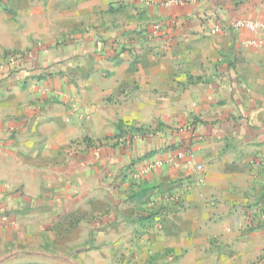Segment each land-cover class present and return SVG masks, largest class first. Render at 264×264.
<instances>
[{
	"label": "crops",
	"instance_id": "obj_1",
	"mask_svg": "<svg viewBox=\"0 0 264 264\" xmlns=\"http://www.w3.org/2000/svg\"><path fill=\"white\" fill-rule=\"evenodd\" d=\"M168 1L47 0L44 14L37 8L30 11L29 22L22 24L30 31L34 55L17 76L0 78L2 233L21 213L37 207L79 202L81 209L89 195L82 188L85 173L79 167H106L115 161L120 171L128 159H148L143 154L153 143L140 138L133 151L132 143L86 144L73 148L74 154L68 150L72 139L115 136L118 121L137 124L147 116H194L192 124L163 144L175 142L177 148L154 146L159 150L152 156H160L163 167L139 182L147 188L165 183L184 206L175 205L167 191L150 196L142 190L144 205L164 201L161 208L122 212L113 204L103 209L107 201L93 194L99 206L96 227L103 233L99 239L108 243L105 246L130 250L121 257L122 264H154L156 258L157 264L257 260L264 248V218L256 221L264 215V32L230 24L239 18L264 21V0ZM154 23L162 29L153 37ZM218 25L222 29L213 32ZM70 35V42L59 43ZM139 36L154 39L152 52L144 46L137 49L140 55L133 65L111 62L129 52L120 49L119 42ZM102 42L108 48L102 49ZM74 70L84 75L79 82L93 91L91 97L84 92L77 97L82 116L50 98L52 90L68 84ZM61 149L67 151L60 155ZM178 152L184 157H175ZM56 163L76 166L79 172H66L67 194L52 199L46 195L52 193L48 187ZM194 164L203 165L199 177L194 176ZM43 190L45 196L39 197ZM142 214L151 218L146 226L128 224ZM122 216L129 221L125 225H120ZM118 231L129 234L112 235Z\"/></svg>",
	"mask_w": 264,
	"mask_h": 264
},
{
	"label": "rangeland",
	"instance_id": "obj_2",
	"mask_svg": "<svg viewBox=\"0 0 264 264\" xmlns=\"http://www.w3.org/2000/svg\"><path fill=\"white\" fill-rule=\"evenodd\" d=\"M47 7V0H0V60L10 54L33 52L31 49L33 41L28 36L30 31L27 29V25L25 27L22 23L29 22L30 11L37 8L38 11L44 14L48 10ZM72 36H69L68 41L64 39L59 43L70 42ZM151 36L154 37L152 33ZM153 40V38L139 36L119 42V48L129 52H123L120 57L111 59V62L133 65L140 55L137 49L144 46L146 50L151 49L152 52L153 47L150 44L154 42ZM100 61L108 60L100 59ZM70 74L68 84L63 89L52 90L50 98L58 100L57 102L60 101L66 111L69 110L75 116H82L78 112L77 97H80L83 92L85 97H91L93 91L89 86L87 87L84 83L79 82L80 76H84L79 71L74 70ZM0 78H5V76ZM108 99L106 98V100ZM147 118V120L139 121L137 124L118 121L119 133L115 136H107L96 140L87 136L72 139L68 145V150L71 152L73 148L86 144H94L99 147L107 144H111V147L120 146L121 142L125 144L132 143L133 147L130 149L133 151L136 149L135 147L140 138L145 139L146 137L154 143L152 145L163 146L175 132L188 127L196 119L194 116H147ZM83 140L85 141L84 144H82ZM134 142L136 146H134ZM61 150L60 155L67 151L65 149ZM73 153L76 154V149L73 150ZM121 155L124 156V152L117 154L114 159L120 160ZM153 156H149L148 159L147 157L128 159L131 161H127L128 164L121 167L120 171L115 167V161L106 167L96 163L88 164L89 167H79L85 173L82 188L86 192L85 195H89V200L82 203L81 209L80 205L78 206L79 202L64 207L55 206L52 209L37 207L35 211L21 213L18 219L13 220L14 223L12 222L8 228L3 229V233L1 232L2 228H0V264H115L116 261H119L116 264H122L120 263L121 257L127 256L126 254H129L130 250L109 247V245L105 246L108 243H105V240L100 241L99 235L103 233H100L96 227L98 222L95 216L98 212L95 209H99V206L92 201L93 194H96L99 199L103 197L107 201L106 205L102 203L101 207L103 209L109 210L113 207V204L116 209L122 212L124 210L149 212L161 208L160 205L164 204V201H159L161 203L157 204L153 200V205H149V207L144 205V202H141L144 198L141 197L144 194L142 190H145L147 195L150 193V196L157 192L162 194L167 191L171 195L170 197L174 199L173 203L175 205L184 206V200L180 201L172 195L170 189L166 188L165 183L152 188L140 186L139 182L145 178V174L163 167V163L162 165L155 164L156 160H162V158L159 155V157ZM196 165L194 164V166ZM200 165L201 169L195 167L197 171L195 177H199L203 170V165ZM79 168L72 165L68 167L65 163L62 165L56 163L50 176L53 183L51 187H48L51 188L52 193L46 195V197L54 199L66 195L67 186L63 176H67L68 171L79 172ZM41 173L44 176V171ZM154 188H159V190L154 192ZM42 196H45L44 190L39 194V197ZM134 196H137V199L132 201ZM260 210L264 211V209ZM144 216L143 214L134 216L129 219L131 222L128 224L135 225L136 228L144 227L151 222L150 217ZM259 216L256 221L262 223L264 215ZM120 220V225L129 222L125 216H122ZM254 224L257 225L256 222ZM105 234L108 233L105 232ZM128 234V232L118 231L112 235L125 237ZM134 234L135 238H140L139 232H134ZM263 235L264 233L261 236L262 240H264ZM136 252L137 255H140L139 250H136ZM157 255L156 253L155 258ZM156 259L154 264L158 263ZM252 264H264V248L261 249L257 260Z\"/></svg>",
	"mask_w": 264,
	"mask_h": 264
},
{
	"label": "built area",
	"instance_id": "obj_3",
	"mask_svg": "<svg viewBox=\"0 0 264 264\" xmlns=\"http://www.w3.org/2000/svg\"><path fill=\"white\" fill-rule=\"evenodd\" d=\"M122 1H129V0H122ZM132 1V0H130ZM177 0H170L168 3H176ZM231 28L234 29H245L253 33L264 32V21L261 19H249V18H239L231 22ZM162 27L160 23H154L151 27V32L154 36L158 35L161 31ZM222 29L221 26H215L213 28V32H218ZM33 52L25 53V54H10L2 58L0 60V77H4L8 75V73L14 72L17 68H21L24 65L25 60L31 59L33 57ZM178 159L184 157V152H178L176 156ZM162 160H156V165H162ZM197 169H201V165H196ZM10 222V221H9ZM11 223V222H10Z\"/></svg>",
	"mask_w": 264,
	"mask_h": 264
},
{
	"label": "trees",
	"instance_id": "obj_4",
	"mask_svg": "<svg viewBox=\"0 0 264 264\" xmlns=\"http://www.w3.org/2000/svg\"><path fill=\"white\" fill-rule=\"evenodd\" d=\"M106 48H108V47L102 42V49H106ZM100 53H101V52H100ZM113 53H114V52H113ZM113 53H112L113 57H116L117 54H113ZM21 68H23V66H22ZM21 68L16 69V70H15L14 72H12V73H11V72L8 73V75H6L4 79H11V78L17 76V75L19 74V70H20ZM41 75H42V73H41V74H38L37 76L40 77ZM180 141H181V142H180V146H182V145L184 144V143L182 144V142H184V138H181ZM152 144H154V143H152ZM154 146H155V145H152L151 148H150L148 151H146L143 155H144V156H150V155L156 153L159 149H158V148H155ZM178 146H179V145H177L175 142H171V143H168V144L164 145L163 148H164V149H166V148H169V149H175V148H177ZM161 149H162V148H161ZM1 214H3V215H7L8 212H1Z\"/></svg>",
	"mask_w": 264,
	"mask_h": 264
}]
</instances>
